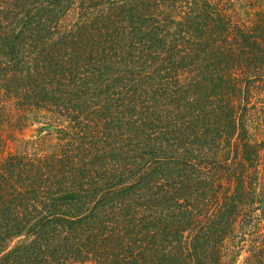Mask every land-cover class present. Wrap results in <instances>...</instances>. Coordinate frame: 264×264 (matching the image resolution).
I'll return each instance as SVG.
<instances>
[{
  "label": "trees",
  "instance_id": "trees-1",
  "mask_svg": "<svg viewBox=\"0 0 264 264\" xmlns=\"http://www.w3.org/2000/svg\"><path fill=\"white\" fill-rule=\"evenodd\" d=\"M257 2L0 0V264H264Z\"/></svg>",
  "mask_w": 264,
  "mask_h": 264
},
{
  "label": "rangeland",
  "instance_id": "rangeland-1",
  "mask_svg": "<svg viewBox=\"0 0 264 264\" xmlns=\"http://www.w3.org/2000/svg\"><path fill=\"white\" fill-rule=\"evenodd\" d=\"M259 10L264 11V0H258L257 3L254 4V6H249V5H245L244 6V11H246L247 13H254L257 12ZM44 121V120H43ZM42 127V124H33L30 123L28 125V127H26L24 129L23 132V137L25 139H35L39 134V128ZM46 131H43L42 134H44ZM20 148L18 143H14L9 147V150H13L16 151Z\"/></svg>",
  "mask_w": 264,
  "mask_h": 264
}]
</instances>
